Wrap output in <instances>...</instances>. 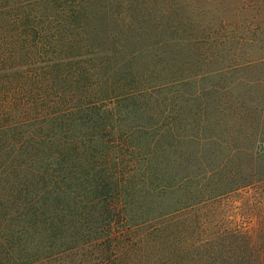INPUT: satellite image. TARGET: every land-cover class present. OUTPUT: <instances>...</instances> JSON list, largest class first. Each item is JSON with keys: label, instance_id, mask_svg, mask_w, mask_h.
<instances>
[{"label": "trees", "instance_id": "obj_1", "mask_svg": "<svg viewBox=\"0 0 264 264\" xmlns=\"http://www.w3.org/2000/svg\"><path fill=\"white\" fill-rule=\"evenodd\" d=\"M0 264H264V0H0Z\"/></svg>", "mask_w": 264, "mask_h": 264}, {"label": "rangeland", "instance_id": "obj_2", "mask_svg": "<svg viewBox=\"0 0 264 264\" xmlns=\"http://www.w3.org/2000/svg\"><path fill=\"white\" fill-rule=\"evenodd\" d=\"M207 209L218 213V220L226 228L241 231V228L251 229L255 225L254 221L241 217V191L215 201Z\"/></svg>", "mask_w": 264, "mask_h": 264}]
</instances>
